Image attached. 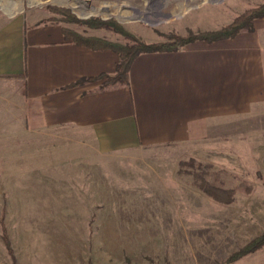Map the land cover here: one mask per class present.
Instances as JSON below:
<instances>
[{"label":"rangeland","instance_id":"obj_1","mask_svg":"<svg viewBox=\"0 0 264 264\" xmlns=\"http://www.w3.org/2000/svg\"><path fill=\"white\" fill-rule=\"evenodd\" d=\"M261 5L264 0H0V14L38 12L84 37L131 47L134 38L156 44L216 32ZM220 132L90 158L75 147L62 151L60 137L43 138L42 150L35 138L21 152L0 144V264L32 256L52 264H223L264 232V120L245 123L237 116L221 122ZM79 159L108 162L107 178L92 186L102 192L93 191L92 200L65 199L71 194L58 193L52 168L44 169L46 182L36 184L37 162L51 167ZM19 161L27 168L6 167ZM196 173L233 189V202L205 193ZM232 264H264V246Z\"/></svg>","mask_w":264,"mask_h":264},{"label":"crops","instance_id":"obj_2","mask_svg":"<svg viewBox=\"0 0 264 264\" xmlns=\"http://www.w3.org/2000/svg\"><path fill=\"white\" fill-rule=\"evenodd\" d=\"M47 19L33 11L0 14V144L14 152L29 138L42 150L43 138L60 137L62 151L75 147L90 158L93 152L219 137L221 122L237 116L245 123L264 120V17L233 38L142 52L127 82L108 81L117 74L118 52L77 44L65 35V24ZM7 163L27 168L23 161ZM51 165L36 163V184H44V169L52 168L58 193L71 194L65 199L74 202L100 194V186H92L107 178L109 168L101 159ZM16 179L21 184L22 177ZM36 257L22 264H52Z\"/></svg>","mask_w":264,"mask_h":264},{"label":"trees","instance_id":"obj_3","mask_svg":"<svg viewBox=\"0 0 264 264\" xmlns=\"http://www.w3.org/2000/svg\"><path fill=\"white\" fill-rule=\"evenodd\" d=\"M264 16V5L248 10L244 15L237 18L232 24L225 27L222 30L216 32H203L200 34H189L188 36H176L175 40L172 42L165 43H156V44H146L143 41H140L133 36L135 39V45L133 46H125L118 43H113L104 39L96 38V37H84L77 32H73L67 28H64L63 31L65 35L72 39L74 42L80 45H84L93 49H113L119 53L120 59L117 66V74L114 77L108 78L109 82H127V74L129 67L132 61L135 59L137 55L142 52L149 51H164V50H173L179 49L189 43H192L198 39H203L209 42L223 40L227 38H233L238 33H240L244 29L251 30L254 27V20ZM109 22H92V25H102L109 24ZM123 34V30H120ZM195 183L196 185L202 189L209 196L214 198L216 201L223 203H231L234 200V190L233 189H225L215 186L210 181L206 180L202 175L196 173L195 174ZM3 225V224H2ZM3 239L7 245V248L10 250V239L7 233L6 227L3 225ZM264 246V232L251 240L248 244H246L240 250L234 252L223 264H232L236 260L240 259L243 256H246L252 252L257 251L261 247Z\"/></svg>","mask_w":264,"mask_h":264},{"label":"bare ground","instance_id":"obj_4","mask_svg":"<svg viewBox=\"0 0 264 264\" xmlns=\"http://www.w3.org/2000/svg\"><path fill=\"white\" fill-rule=\"evenodd\" d=\"M80 6V5H79Z\"/></svg>","mask_w":264,"mask_h":264}]
</instances>
